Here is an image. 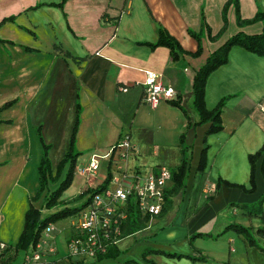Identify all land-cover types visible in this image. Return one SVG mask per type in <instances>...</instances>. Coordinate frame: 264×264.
Segmentation results:
<instances>
[{
  "label": "crops",
  "instance_id": "obj_1",
  "mask_svg": "<svg viewBox=\"0 0 264 264\" xmlns=\"http://www.w3.org/2000/svg\"><path fill=\"white\" fill-rule=\"evenodd\" d=\"M61 1L0 0V22L14 16L0 24V108L9 103L0 109V240L10 243L8 237L14 235L10 244L16 243L29 204L42 205L41 198L33 199L42 141L50 147L55 169L70 146L78 103L75 167L87 165L92 154H105L122 134L133 145L122 162L128 170L177 167L181 134L190 155L185 186L171 191L172 180L167 185V209L128 235L133 239L128 238L124 249L123 239L119 254L96 264H264L263 249L234 230L222 231L230 222L253 231L264 228V203L262 217L239 206L256 204L264 192L260 158L254 168L255 189L247 190L248 155L264 144V55L233 45L227 62L209 74L206 107L212 109L228 96L221 130L206 135L208 123H196L192 105L193 77L209 54L236 32L263 31L264 19L254 17L264 12V0H237V6L233 0H65L60 7ZM159 27L178 43V59L171 58L167 46H149L157 40ZM148 70L160 73L163 83L177 90L189 125L184 111L172 102L156 107L144 102ZM204 145L205 178L196 189ZM102 176L101 168L88 180L78 175L75 193L60 200L78 197L80 204L82 192ZM72 203L63 205H78ZM155 224L156 231L144 236ZM197 232L201 235L191 238ZM63 236L56 233L61 250ZM254 236L264 248V231ZM143 237L142 259H137L131 246ZM146 248L206 259L163 252L143 256ZM125 250L130 254L121 259Z\"/></svg>",
  "mask_w": 264,
  "mask_h": 264
},
{
  "label": "built area",
  "instance_id": "obj_2",
  "mask_svg": "<svg viewBox=\"0 0 264 264\" xmlns=\"http://www.w3.org/2000/svg\"><path fill=\"white\" fill-rule=\"evenodd\" d=\"M119 89L127 90L126 87ZM143 99L149 106L156 107L162 102L177 101L178 92L163 83L160 73L148 70L143 82ZM132 150L129 135L122 134L105 154H92L87 165L75 167L74 173L88 180L96 177L104 162L105 176L97 178L95 184L82 192L83 201L65 218L66 222L62 225L48 222L32 243V249L28 250V246L24 249L21 259L14 254L19 248L0 240V264H96L111 257L128 236L125 225L131 210L141 216L161 214L172 169L158 165L147 173L128 170L122 162ZM57 232L64 234L62 252L57 245Z\"/></svg>",
  "mask_w": 264,
  "mask_h": 264
},
{
  "label": "trees",
  "instance_id": "obj_3",
  "mask_svg": "<svg viewBox=\"0 0 264 264\" xmlns=\"http://www.w3.org/2000/svg\"><path fill=\"white\" fill-rule=\"evenodd\" d=\"M62 0L58 5L60 7L63 6ZM235 5L237 6V0H233ZM14 16H9L4 18L3 21L6 20H13ZM254 19H264V12L258 11L254 17ZM159 45L167 46L170 50L171 58L178 59L180 48L178 43L169 36L164 29L161 27L158 28V38L155 42L149 43V46L154 48ZM237 45L240 46L250 52H253L257 55H264V29L259 33L254 34H246L244 32H236L231 37H229L224 43H222L218 48L212 51L206 62L195 72L193 77V84H192V105L196 111L198 116L197 124H204L208 123V128L206 130V135L210 133L217 132L222 129V111L224 106L226 105V101L228 96L220 99L219 102L212 108L208 109L205 105L204 101V90L206 80L209 74L215 70L220 65L227 62L228 59V51L233 46ZM174 105L180 107L186 117L188 118V125L190 124V119L185 111V109L180 104L179 100L172 102ZM9 103L4 104L0 109L5 108L8 106ZM80 107L77 103L76 107V121L74 124V128L72 131V135L70 138V146L67 152L64 154L62 159L58 162L55 169L52 168L50 159H49V145L42 141V155L40 159V163L37 167L38 170V188L36 190V194L33 199L38 200L42 199V205L40 207H35L32 203L29 204L25 215H24V224L20 235L15 243V246L20 249H25L30 243L36 242L38 239L39 233L41 229L48 223L54 222L57 220H62L68 217L71 213L75 212L79 206L68 207L64 206L58 210H55L44 217L40 215V212L43 208H52L58 202L62 203L60 200L62 192L69 187L71 184L74 168H75V161L78 152L74 149V140L75 134L77 130V126L80 120ZM41 138V137H40ZM179 144L181 147V162L180 164L172 169V182L173 187L172 190H178L183 188L186 183V176L188 171V161H189V150L188 145L185 143L184 134H181L179 137ZM206 145L201 150L200 158L197 166V185L196 189L201 188L205 178V166H206ZM260 158V173L264 178V144L255 152L248 155L249 163H250V176H249V184L250 187L247 189L248 191H253L255 189V182H254V168L255 162ZM107 181V180H106ZM223 180H220V182ZM219 183V182H218ZM225 184L233 185L229 182L225 181ZM51 185H55L53 188ZM243 187V185H239ZM168 189L166 190V204L162 211H165L169 205V198H168ZM83 195V194H82ZM81 195V196H82ZM264 203V192L259 198V201L253 205H244L239 204L246 212L249 214H254L262 217V204ZM150 216L144 215L141 216L139 213L131 210L129 213L127 224L125 225V235L132 234L142 228H144L149 221ZM226 230H234L239 235H241L249 244H254L259 248L260 247L256 241L254 232H263L264 228L259 227L255 231H253L252 227L249 225H244L237 222H230L225 225L222 231ZM201 235V233L197 232L194 233L191 238ZM162 253L163 251H159L152 248H146L142 251V255L146 256L149 253ZM119 250H114L112 255L119 254ZM163 254L169 257H188L192 260H205L206 257L202 254L198 256L184 254L180 252H163ZM111 255V256H112ZM134 261V260H133ZM131 260H126L122 264H128Z\"/></svg>",
  "mask_w": 264,
  "mask_h": 264
},
{
  "label": "rangeland",
  "instance_id": "obj_4",
  "mask_svg": "<svg viewBox=\"0 0 264 264\" xmlns=\"http://www.w3.org/2000/svg\"><path fill=\"white\" fill-rule=\"evenodd\" d=\"M79 154V153H78ZM75 166H78V164H76V162H75ZM104 169H105V165L104 164H102L101 163V170H102V175H103V177L105 176L104 175ZM77 178H78V175L77 174H74L73 173V178H72V181H71V185H69V187L66 189V190H64L63 192H62V194H61V198L63 199V198H65V197H68L69 195H71V194H74L75 193V191H76V184H77ZM55 185H51V187L53 188ZM75 201L74 203H72V201ZM80 200H81V198H78V197H76V199H69V200H64L63 202L64 203H67V204H69V203H72L73 205H76V204H78L79 202H80ZM64 203H61V202H58L55 206H53L52 208H43V210H41V212H40V215L42 216V217H44L45 215H47V214H49V213H51V212H53V211H55V210H58V209H60V208H62V207H64ZM39 205H40V201H39V203H38ZM80 204H78V205H76V206H79ZM67 218V217H66ZM57 225H62L64 222H66L65 221V218L64 219H62V220H57V221H54ZM151 228L152 229H150L149 231H144L143 232V235L145 236V235H149L148 234V232H153V231H156V224L155 225H153V226H151ZM137 232V231H136ZM135 233V232H134ZM15 236L13 235V236H9L8 237V240H9V242L10 243H13V242H15V240H16V238H14ZM128 238H131V239H133V237L131 236V237H129V236H126V237H124V240L121 242V248L122 249H124L125 248V246L126 245H128ZM145 238L146 237H143V238H140V239H138L136 242H134L133 244H132V246H131V248H132V251H130V252H133V255L137 258V259H142V257H141V254H140V252H139V250L144 246L142 243H143V241L145 240ZM13 241V242H12ZM14 246H15V243L13 244ZM32 249V243H30L29 245H28V250H31ZM25 250H24V248L23 249H20L19 248V250L17 251V254L14 252V254H15V257L17 258V259H21L22 258V255H23V252H24ZM61 252H62V250H61ZM130 252H126V250L122 253L121 252V256H120V258L122 259V258H124V257H128L129 255L128 254H130ZM119 258V259H120ZM112 259H115V258H111V260ZM113 262V261H112Z\"/></svg>",
  "mask_w": 264,
  "mask_h": 264
}]
</instances>
